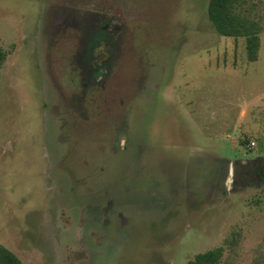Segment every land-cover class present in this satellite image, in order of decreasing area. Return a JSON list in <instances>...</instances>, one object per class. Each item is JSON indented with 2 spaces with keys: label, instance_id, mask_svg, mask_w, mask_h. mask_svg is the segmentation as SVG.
Returning <instances> with one entry per match:
<instances>
[{
  "label": "rangeland",
  "instance_id": "1",
  "mask_svg": "<svg viewBox=\"0 0 264 264\" xmlns=\"http://www.w3.org/2000/svg\"><path fill=\"white\" fill-rule=\"evenodd\" d=\"M209 3L0 0V246L23 264H264V0L241 9L256 61Z\"/></svg>",
  "mask_w": 264,
  "mask_h": 264
},
{
  "label": "trees",
  "instance_id": "2",
  "mask_svg": "<svg viewBox=\"0 0 264 264\" xmlns=\"http://www.w3.org/2000/svg\"><path fill=\"white\" fill-rule=\"evenodd\" d=\"M249 0H210L208 6L209 19L216 31L224 37L246 38V49L250 61H256L260 47L261 25L248 15H243L241 9ZM105 41V39H104ZM90 45V44H89ZM97 47V46H91ZM92 55V54H91ZM90 57V55L88 56ZM7 54L0 44V69L6 61ZM91 66V59L85 58ZM246 142H243L245 144ZM264 175V172H263ZM264 179V178H263ZM223 257V249L208 251L197 255L188 264H219ZM0 264H23L17 255L0 246Z\"/></svg>",
  "mask_w": 264,
  "mask_h": 264
},
{
  "label": "crops",
  "instance_id": "3",
  "mask_svg": "<svg viewBox=\"0 0 264 264\" xmlns=\"http://www.w3.org/2000/svg\"><path fill=\"white\" fill-rule=\"evenodd\" d=\"M222 161H226L227 163H229V162H234V161H232V160H228V159H224V160H222ZM242 161H246V160H242Z\"/></svg>",
  "mask_w": 264,
  "mask_h": 264
},
{
  "label": "flooded vegetation",
  "instance_id": "4",
  "mask_svg": "<svg viewBox=\"0 0 264 264\" xmlns=\"http://www.w3.org/2000/svg\"><path fill=\"white\" fill-rule=\"evenodd\" d=\"M229 163H232V162H229ZM231 171H232V172L230 173V176H232V174H233V170H232V168H231Z\"/></svg>",
  "mask_w": 264,
  "mask_h": 264
},
{
  "label": "built area",
  "instance_id": "5",
  "mask_svg": "<svg viewBox=\"0 0 264 264\" xmlns=\"http://www.w3.org/2000/svg\"><path fill=\"white\" fill-rule=\"evenodd\" d=\"M252 146H254V143H252Z\"/></svg>",
  "mask_w": 264,
  "mask_h": 264
},
{
  "label": "water",
  "instance_id": "6",
  "mask_svg": "<svg viewBox=\"0 0 264 264\" xmlns=\"http://www.w3.org/2000/svg\"><path fill=\"white\" fill-rule=\"evenodd\" d=\"M101 59V56L99 57V60Z\"/></svg>",
  "mask_w": 264,
  "mask_h": 264
}]
</instances>
